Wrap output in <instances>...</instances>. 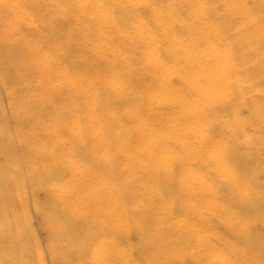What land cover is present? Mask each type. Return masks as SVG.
Here are the masks:
<instances>
[{"label":"bare ground","instance_id":"1","mask_svg":"<svg viewBox=\"0 0 264 264\" xmlns=\"http://www.w3.org/2000/svg\"><path fill=\"white\" fill-rule=\"evenodd\" d=\"M0 264H264V0H0Z\"/></svg>","mask_w":264,"mask_h":264}]
</instances>
